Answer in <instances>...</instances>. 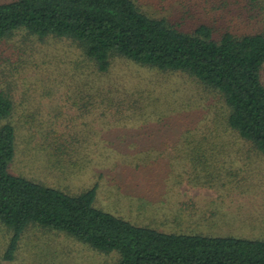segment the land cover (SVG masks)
I'll list each match as a JSON object with an SVG mask.
<instances>
[{
    "label": "rangeland",
    "instance_id": "374dc122",
    "mask_svg": "<svg viewBox=\"0 0 264 264\" xmlns=\"http://www.w3.org/2000/svg\"><path fill=\"white\" fill-rule=\"evenodd\" d=\"M135 1L144 10V0ZM179 2L204 7L207 16L214 8L238 33L264 29V0ZM0 91L14 105L10 173L72 196L97 184L94 207L135 226L264 240V155L221 130L224 101L194 78L122 58L100 74L70 40L19 33L0 46ZM194 132L219 143L203 147L213 159H194L198 152L186 145L198 140ZM8 238L0 227V264L116 262L37 227L24 233L8 262Z\"/></svg>",
    "mask_w": 264,
    "mask_h": 264
},
{
    "label": "trees",
    "instance_id": "16d2710c",
    "mask_svg": "<svg viewBox=\"0 0 264 264\" xmlns=\"http://www.w3.org/2000/svg\"><path fill=\"white\" fill-rule=\"evenodd\" d=\"M172 1L144 0V10L135 0L0 3V46L19 33L38 41L66 38L100 74L109 72L115 58L186 74L224 101L221 130L264 155V29L238 33L214 8L207 16L204 7ZM13 113L10 95L0 91V120L6 122L0 128V227L9 233L3 260L13 261L24 233L37 227L114 255L115 264H264V240L135 226L94 207L97 184L72 196L10 173L17 156ZM192 135L198 140L186 145L198 152L194 159H213L215 153L203 147L213 150L219 143Z\"/></svg>",
    "mask_w": 264,
    "mask_h": 264
}]
</instances>
